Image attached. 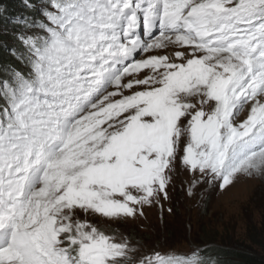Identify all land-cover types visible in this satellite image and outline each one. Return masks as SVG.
Returning a JSON list of instances; mask_svg holds the SVG:
<instances>
[{"label":"snow or ice","instance_id":"6c2138e0","mask_svg":"<svg viewBox=\"0 0 264 264\" xmlns=\"http://www.w3.org/2000/svg\"><path fill=\"white\" fill-rule=\"evenodd\" d=\"M20 4L0 59V264H209L103 225L163 212L180 174L189 198L264 176V0Z\"/></svg>","mask_w":264,"mask_h":264},{"label":"rangeland","instance_id":"374dc122","mask_svg":"<svg viewBox=\"0 0 264 264\" xmlns=\"http://www.w3.org/2000/svg\"><path fill=\"white\" fill-rule=\"evenodd\" d=\"M187 187L185 175L180 174L163 212L156 207L135 221H108L103 227L117 235L134 234L145 242L146 249L175 250L177 254H189L201 234L247 242L250 233L260 232L264 176L243 177L225 189L202 185L191 198L186 196ZM169 207L172 213L167 211Z\"/></svg>","mask_w":264,"mask_h":264},{"label":"trees","instance_id":"16d2710c","mask_svg":"<svg viewBox=\"0 0 264 264\" xmlns=\"http://www.w3.org/2000/svg\"><path fill=\"white\" fill-rule=\"evenodd\" d=\"M8 4V11L0 15V26H4L6 32L3 40L6 42V48H0V59H10L8 49L12 46L10 33L15 25L12 24L10 19L4 17H14L23 11L20 0H6ZM261 230L257 234H249L247 242H236L231 239L217 237L216 235H198L195 239L196 245L198 244L203 250L208 252L206 257L209 264L217 259V253L222 258L223 264H264V213L261 216Z\"/></svg>","mask_w":264,"mask_h":264}]
</instances>
